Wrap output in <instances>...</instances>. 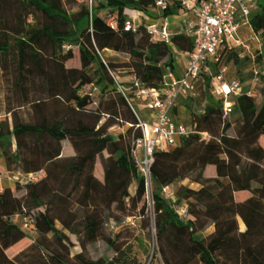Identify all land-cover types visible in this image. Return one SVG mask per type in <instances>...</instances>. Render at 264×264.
I'll return each mask as SVG.
<instances>
[{
  "label": "trees",
  "instance_id": "trees-1",
  "mask_svg": "<svg viewBox=\"0 0 264 264\" xmlns=\"http://www.w3.org/2000/svg\"><path fill=\"white\" fill-rule=\"evenodd\" d=\"M67 1L0 0V156L10 171L44 172L18 183L17 194L0 191V264H142L123 236L137 216L143 229L155 228L154 256L163 264H264V51L252 57L235 47L225 55L228 76L244 86L231 120L210 78L208 89L189 97L206 100L203 112L193 115L189 136L155 152L150 197L131 155L142 132L129 101L140 102L119 71L160 88L173 67L171 45L155 41L143 23L136 33L124 28V8L146 11L151 0H112L118 9L101 3L97 10L112 8L92 14L86 1L70 13ZM109 15L117 17L116 27ZM250 22L261 39L264 0H257ZM173 46L189 52L193 41L177 33ZM107 50L127 55V62H107ZM75 52L79 64H69ZM243 66L250 67L249 80L239 77ZM255 66L260 104L246 93ZM90 84L98 89L94 96L85 92ZM211 165L215 175L208 176ZM186 179L175 201L165 197L163 187ZM26 217L35 221L33 232L22 226ZM209 226L213 231L203 234ZM70 235L82 238L81 252L73 253ZM99 240L112 249L110 259L85 254Z\"/></svg>",
  "mask_w": 264,
  "mask_h": 264
},
{
  "label": "built area",
  "instance_id": "built-area-1",
  "mask_svg": "<svg viewBox=\"0 0 264 264\" xmlns=\"http://www.w3.org/2000/svg\"><path fill=\"white\" fill-rule=\"evenodd\" d=\"M85 1L92 14L95 6L107 0ZM256 3L257 0H151L146 11L135 9L139 13L137 21L129 18L125 12L127 17L124 22L125 30L136 33L143 23L145 31L155 41H162L168 45H173L175 34L170 29L167 12L173 6H178L193 16L192 19L185 21L179 32L193 41V49L187 53L188 64L183 73L177 74L171 68L165 76L164 85L160 88L146 87L135 76L130 78L135 99L151 114V121L144 120L138 112V107L133 106L129 101L138 118L137 127L142 132L140 136L133 138L131 155L138 173L146 180L148 191L151 187V165L154 162L155 152L164 147L176 146L179 137L189 136L193 132L176 116L175 110L181 99L196 96L201 89H208L207 79L210 78L209 89L222 102L224 117L231 116L235 98L244 93V86L238 78L228 76L225 55L235 47L248 49L249 42L257 43L258 49H262L263 42L254 32L250 22L251 11ZM151 10L156 11L158 19L145 23L144 19ZM107 23L111 27H116L118 19L115 15H109ZM251 56L254 57V54ZM104 62L106 63L105 60ZM253 74V86L246 93L255 97L258 93L256 86L260 76V69L257 66L253 68ZM117 84L126 96V88L118 81ZM97 91V87L93 84L88 85L85 90L92 96L96 95ZM34 178L36 175L29 177V179ZM163 193L167 199L175 201V190L171 186L163 187ZM185 211L183 208L179 213L183 215ZM22 226L33 232L35 221L31 217H26ZM110 227L118 228L114 222L110 223Z\"/></svg>",
  "mask_w": 264,
  "mask_h": 264
},
{
  "label": "rangeland",
  "instance_id": "rangeland-1",
  "mask_svg": "<svg viewBox=\"0 0 264 264\" xmlns=\"http://www.w3.org/2000/svg\"><path fill=\"white\" fill-rule=\"evenodd\" d=\"M85 0H71V1H67L66 7L68 9V11L70 13L75 12L79 9L80 5L84 2ZM107 4L109 5H113L115 6L116 9L119 8L118 4L115 1L112 0H107L106 1ZM105 3V2H104ZM128 8V10H126ZM95 11L98 12L99 10H97V6L94 7ZM123 12H127V15L129 18L133 19L134 21H137L138 19V11H136L133 7H125ZM172 21L175 22L176 19L172 18ZM248 31V30H247ZM262 42H263V47L262 50L264 51V35H262L261 38ZM172 51H173V58H174V62L178 61L181 58L180 55H182V53L175 48V46L171 45ZM258 50V44L255 42L250 43L249 42V48L248 49H244L242 55L245 54H256ZM180 52V54L178 52ZM103 57L104 59L108 62V61H112V62H116L118 64H122L123 62H127L128 57L125 54H121V53H116L113 51H105L103 53ZM69 64H74V65H78L79 64V57H78V53L75 52L74 53V58L72 59V61ZM119 75L120 77L126 81L129 82L130 81V73H128V70L125 69H121L119 71ZM239 77L240 78H244V80H249L250 78V67H246L243 66L241 68V70L239 71ZM260 86H257V92H260L258 90ZM4 87L1 85L0 86V100H3L4 98V93H3ZM258 93L256 95L257 98V102L260 104L261 103V98L260 96H258ZM184 103H186V105H183ZM206 104V100L200 101L198 100V98L196 100L194 99H190L188 98L187 100L181 99L180 104L178 106L176 115L178 117V119L182 120L185 125L192 129L194 127H192V118L194 114H201L203 112L204 109V105ZM138 112L141 116V118H145L148 115V111L143 108L141 105L138 107ZM232 117L226 119V120H231ZM230 134H232V130L229 131ZM203 137H206V134L203 133L202 134ZM208 137V136H207ZM261 142L264 145V137L261 138ZM99 169L101 168V163L98 164ZM4 173H6L5 171L2 172L1 174L3 175ZM206 174L208 176H212L215 175V166L211 165L208 167ZM6 181L8 180V178L5 179ZM11 182V181H9ZM11 183H15L18 184V181H12ZM190 184L189 180H183L181 182L175 183L173 185H171V188L173 190H176L177 187L179 186V184ZM20 184V183H19ZM193 186H196L195 184H192ZM14 189V188H13ZM16 189V187H15ZM14 189V190H15ZM134 190V191H133ZM129 192L134 193L135 192V184H133V186L129 189ZM149 196L151 197V187L149 188ZM122 200H124L125 202H128L127 196L124 194H122ZM115 204H117L115 202ZM114 204V205H115ZM151 210V208H150ZM142 218L140 216H137L136 219H132V222H134V224H136L135 227H133L130 231H126L124 232L125 234L123 235L125 240H128V242H131V244L133 245V252L135 254H137V256L139 257V259L141 260L142 264H163L161 258L159 256H154V250H155V246H156V238H155V228L151 225L149 228L143 229L142 228ZM111 223V222H110ZM241 229L244 228V225L241 223L240 224ZM213 231V227L209 226L206 228V230H204L203 234H209L210 232ZM36 236V234H31L29 237L30 238H34ZM139 238V239H138ZM70 240L73 244V253H79L82 251V248L80 246V242L82 241L81 237L78 236H72L70 235ZM18 247V246H17ZM17 247H15V249H17ZM85 254L90 257L91 259H99V258H105V259H110L113 256V251L112 249L103 241V240H99L97 242H94L90 245L87 246V250L85 251Z\"/></svg>",
  "mask_w": 264,
  "mask_h": 264
},
{
  "label": "crops",
  "instance_id": "crops-1",
  "mask_svg": "<svg viewBox=\"0 0 264 264\" xmlns=\"http://www.w3.org/2000/svg\"><path fill=\"white\" fill-rule=\"evenodd\" d=\"M104 4L106 5L107 2H105ZM109 8H112V7H108V8H105V9H101V10H99V12H101V13L106 12L107 9H109ZM126 10H128V8ZM167 16H168L169 22H170V29H171L172 33H174V34L179 33L181 31V29H182L185 21L186 20H189V19H192V17H193L192 14L184 12L178 6H173L167 12ZM172 18H175L176 21L173 22L172 21ZM157 19H158V17H157L156 11L155 10H151L146 15V17H145L144 20H145V23H149V22L156 21ZM140 20L142 21L143 18H141ZM178 53L180 54V52H178ZM181 53H182V55H180L181 58L179 59V62L178 61L174 62L173 63V67H172V69L177 74L183 73L186 70L187 64H188V54H187L188 52H181ZM1 83H2V80L0 78V86H1ZM144 120L151 121V114H150L149 111H148L147 117H145ZM4 171L6 173H4L2 175L1 173L4 172ZM30 175H34V176L36 175V178L29 179ZM43 176H44V172H42V171H40L39 173H30V174H23V173H21L19 171H10V170H8L6 168L3 158L0 156V191H2L5 187H11V188H14L15 189V187H16L17 184L11 183L12 181H15L16 180L21 185H23V184H25L28 181H33V180L36 181V180L42 178ZM6 178H8L7 181L5 180ZM9 181H11V182H9ZM17 193H18V190H15L14 194H17Z\"/></svg>",
  "mask_w": 264,
  "mask_h": 264
},
{
  "label": "bare ground",
  "instance_id": "bare-ground-1",
  "mask_svg": "<svg viewBox=\"0 0 264 264\" xmlns=\"http://www.w3.org/2000/svg\"><path fill=\"white\" fill-rule=\"evenodd\" d=\"M134 191V190H133Z\"/></svg>",
  "mask_w": 264,
  "mask_h": 264
}]
</instances>
